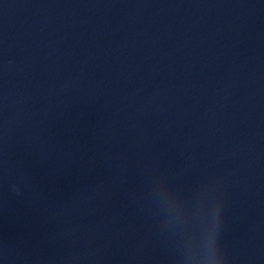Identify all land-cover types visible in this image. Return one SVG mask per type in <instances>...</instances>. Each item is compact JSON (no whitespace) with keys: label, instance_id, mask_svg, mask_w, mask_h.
Here are the masks:
<instances>
[{"label":"water","instance_id":"1","mask_svg":"<svg viewBox=\"0 0 264 264\" xmlns=\"http://www.w3.org/2000/svg\"><path fill=\"white\" fill-rule=\"evenodd\" d=\"M0 264H264V0H0Z\"/></svg>","mask_w":264,"mask_h":264}]
</instances>
